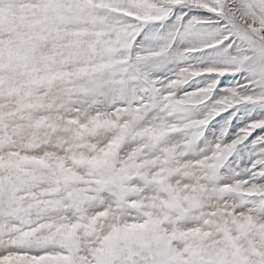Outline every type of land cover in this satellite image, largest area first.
I'll return each instance as SVG.
<instances>
[{"label": "snow or ice", "instance_id": "snow-or-ice-1", "mask_svg": "<svg viewBox=\"0 0 264 264\" xmlns=\"http://www.w3.org/2000/svg\"><path fill=\"white\" fill-rule=\"evenodd\" d=\"M0 264H264V0H0Z\"/></svg>", "mask_w": 264, "mask_h": 264}]
</instances>
